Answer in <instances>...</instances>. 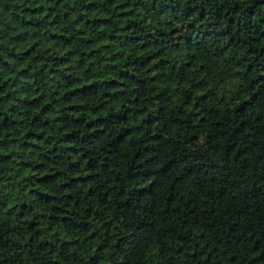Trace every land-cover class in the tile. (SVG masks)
<instances>
[{
    "label": "trees",
    "instance_id": "1",
    "mask_svg": "<svg viewBox=\"0 0 264 264\" xmlns=\"http://www.w3.org/2000/svg\"><path fill=\"white\" fill-rule=\"evenodd\" d=\"M0 264H264V0H0Z\"/></svg>",
    "mask_w": 264,
    "mask_h": 264
}]
</instances>
